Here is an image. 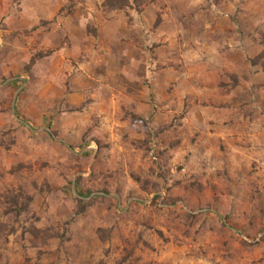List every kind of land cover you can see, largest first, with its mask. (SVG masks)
Listing matches in <instances>:
<instances>
[{"label":"rangeland","instance_id":"374dc122","mask_svg":"<svg viewBox=\"0 0 264 264\" xmlns=\"http://www.w3.org/2000/svg\"><path fill=\"white\" fill-rule=\"evenodd\" d=\"M263 34L264 0H0V264H264Z\"/></svg>","mask_w":264,"mask_h":264},{"label":"trees","instance_id":"16d2710c","mask_svg":"<svg viewBox=\"0 0 264 264\" xmlns=\"http://www.w3.org/2000/svg\"><path fill=\"white\" fill-rule=\"evenodd\" d=\"M111 8L114 9L115 6H112ZM262 40L264 41V34L262 35ZM263 58H264V50L258 56L251 59L250 64L252 66H257V65L261 64V60H263ZM251 94H252L251 92H247L246 94L242 95L240 97V99L238 100L239 107H240V109H239L240 114L250 115V110L247 108V106L251 104ZM11 205L14 207H18V203L16 202V198H12ZM259 215L260 216H258V217H261L262 220H264V213L260 212ZM1 231L2 230L0 229V233H1Z\"/></svg>","mask_w":264,"mask_h":264},{"label":"crops","instance_id":"0c3cea01","mask_svg":"<svg viewBox=\"0 0 264 264\" xmlns=\"http://www.w3.org/2000/svg\"><path fill=\"white\" fill-rule=\"evenodd\" d=\"M16 79H17V77L16 78H12V79H10V80H13V83L15 82L16 83ZM21 88H22V86H19V88L17 89V93L21 90ZM16 94V93H15Z\"/></svg>","mask_w":264,"mask_h":264}]
</instances>
